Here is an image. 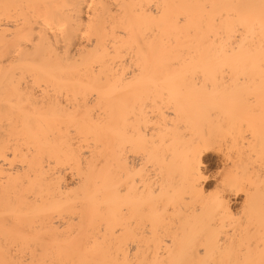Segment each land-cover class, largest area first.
<instances>
[{"label":"bare ground","instance_id":"obj_1","mask_svg":"<svg viewBox=\"0 0 264 264\" xmlns=\"http://www.w3.org/2000/svg\"><path fill=\"white\" fill-rule=\"evenodd\" d=\"M0 264H264V0H0Z\"/></svg>","mask_w":264,"mask_h":264},{"label":"rangeland","instance_id":"obj_2","mask_svg":"<svg viewBox=\"0 0 264 264\" xmlns=\"http://www.w3.org/2000/svg\"><path fill=\"white\" fill-rule=\"evenodd\" d=\"M206 160H208L207 161V173H211V172H213V171H215L216 170V167H215V165H216V163H215V159H214V157H207L206 158ZM215 168V169H214ZM209 171V172H208ZM211 171V172H210ZM211 183H209V185H210Z\"/></svg>","mask_w":264,"mask_h":264}]
</instances>
